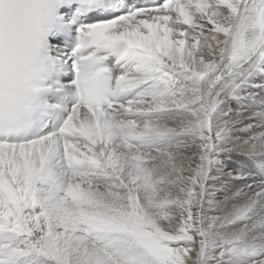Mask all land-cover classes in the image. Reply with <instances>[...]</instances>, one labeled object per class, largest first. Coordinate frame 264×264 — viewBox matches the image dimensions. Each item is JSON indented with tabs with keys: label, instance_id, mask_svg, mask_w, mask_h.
<instances>
[{
	"label": "snow or ice",
	"instance_id": "1",
	"mask_svg": "<svg viewBox=\"0 0 264 264\" xmlns=\"http://www.w3.org/2000/svg\"><path fill=\"white\" fill-rule=\"evenodd\" d=\"M0 264H264V0H0Z\"/></svg>",
	"mask_w": 264,
	"mask_h": 264
}]
</instances>
